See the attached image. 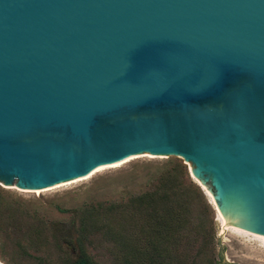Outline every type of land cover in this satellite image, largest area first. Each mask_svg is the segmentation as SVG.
<instances>
[{
    "label": "water",
    "instance_id": "water-1",
    "mask_svg": "<svg viewBox=\"0 0 264 264\" xmlns=\"http://www.w3.org/2000/svg\"><path fill=\"white\" fill-rule=\"evenodd\" d=\"M141 155L182 159L264 237V0H0V184Z\"/></svg>",
    "mask_w": 264,
    "mask_h": 264
},
{
    "label": "rangeland",
    "instance_id": "rangeland-1",
    "mask_svg": "<svg viewBox=\"0 0 264 264\" xmlns=\"http://www.w3.org/2000/svg\"><path fill=\"white\" fill-rule=\"evenodd\" d=\"M175 162L185 165L189 173L188 164L177 157L142 155L87 179L44 191H21L0 184V264H37L36 259L46 257L56 264L60 252L75 261L81 251L98 264H120L113 254L112 242L103 234L108 227L117 229L121 218L112 215L114 210L104 211L152 190L159 173ZM205 197L209 203L210 193ZM210 206L215 264H264V249L256 240L233 231L221 235L218 213ZM89 209L95 210L87 225L90 233L82 239L80 215ZM37 231L41 234L37 235Z\"/></svg>",
    "mask_w": 264,
    "mask_h": 264
},
{
    "label": "trees",
    "instance_id": "trees-1",
    "mask_svg": "<svg viewBox=\"0 0 264 264\" xmlns=\"http://www.w3.org/2000/svg\"><path fill=\"white\" fill-rule=\"evenodd\" d=\"M94 211L80 215L82 239L90 233L87 225ZM111 211L120 216L121 223H115L117 229L108 227L103 238L112 242L120 264H215L213 210L182 163L175 162L159 173L152 190L104 212ZM36 260L37 264H52L49 257ZM55 263L98 264L84 251L75 261L60 252Z\"/></svg>",
    "mask_w": 264,
    "mask_h": 264
},
{
    "label": "bare ground",
    "instance_id": "bare-ground-1",
    "mask_svg": "<svg viewBox=\"0 0 264 264\" xmlns=\"http://www.w3.org/2000/svg\"><path fill=\"white\" fill-rule=\"evenodd\" d=\"M142 156V155H141ZM137 157V156H136ZM133 158V157H132ZM131 159V158H130ZM128 160V159H127ZM126 161V160H125ZM124 161V162H125ZM124 162H122L121 164H123ZM121 164H119V165H121ZM119 165H117V166H119ZM117 166H113V167H117ZM113 167H108V168H113ZM103 169H107V168H103ZM103 169H100V170H98V171H96V172H94L93 174H95V173H97V172H99V171H101V170H103ZM93 174H91L89 177H91ZM89 177H87V178H89ZM87 178H85V179H87ZM83 180V179H82ZM78 181V180H77ZM75 182V181H74ZM72 183V182H71ZM69 184V183H68ZM66 185V184H65ZM63 186V185H62ZM59 187V186H58ZM205 189V188H204ZM205 191H206V189H205ZM206 193H207V195H209V193H208V191H206ZM211 202L213 201V199H212V196H211ZM218 213V212H217ZM218 216H219V220H220V223H221V226H222V228H221V231H224L225 229L227 230V232L228 231H233V233L234 232H236L235 234H237V233H239V235H242V236H245V237H250V238H252V239H254V240H256L260 245H261V247L264 249V237H261V236H257V235H253V234H250V233H247V232H244V231H241V230H239V229H236V228H232V227H228V226H226L225 224H224V222H223V219H222V217L220 216V214L218 213ZM238 235V234H237ZM250 238H249V240H250Z\"/></svg>",
    "mask_w": 264,
    "mask_h": 264
}]
</instances>
